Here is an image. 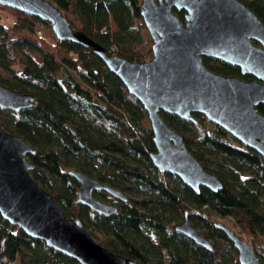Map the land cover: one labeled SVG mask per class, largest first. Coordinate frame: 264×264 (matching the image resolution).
Masks as SVG:
<instances>
[{
    "label": "trees",
    "instance_id": "obj_1",
    "mask_svg": "<svg viewBox=\"0 0 264 264\" xmlns=\"http://www.w3.org/2000/svg\"><path fill=\"white\" fill-rule=\"evenodd\" d=\"M79 31L111 55L130 62L152 58L151 39L140 16L141 0H48ZM264 25V0H238ZM181 23L184 12L174 10ZM114 49L113 51L111 49ZM204 67L221 76L240 70L203 58ZM0 84L32 95V108L0 110V125L36 150L27 156L32 175L65 217L80 220L95 242L137 264H239L237 253L213 224L230 219L234 232L248 242L264 264V162L228 133L193 115L197 124L161 114L183 136L186 149L222 183L216 194H199L152 165L155 152L149 121L139 102L91 49L58 41L50 26L0 6ZM264 116V106H258ZM75 170L121 192L138 196L126 203L102 192L94 197L117 212L102 217L79 205ZM171 178V181L169 180ZM128 197V196H127ZM211 252L175 233L184 213ZM78 264L32 240L0 217V264Z\"/></svg>",
    "mask_w": 264,
    "mask_h": 264
},
{
    "label": "water",
    "instance_id": "obj_2",
    "mask_svg": "<svg viewBox=\"0 0 264 264\" xmlns=\"http://www.w3.org/2000/svg\"><path fill=\"white\" fill-rule=\"evenodd\" d=\"M0 6L47 23L58 41L91 49L142 106L150 124L155 152L152 165L161 174L177 178L198 195L200 188L214 194L222 183L204 170L188 152L183 136L170 128L161 114L197 124L193 115L228 133L255 151L264 162V25L238 0H141L140 16L151 39L152 58L143 63L110 55L79 31L73 30L61 12L47 0H0ZM177 12H184L181 23ZM203 58L237 67L242 76L225 77L207 70ZM35 98L0 84V110L18 113L32 108ZM36 150L0 125V217L26 237L78 264H137L98 245L80 220L70 222L32 175L27 156ZM78 183L77 201L92 213L109 217L114 205L97 200L102 192L126 203L124 192L71 170ZM222 232L237 253L239 264H261L254 248L220 222ZM176 234L197 248L213 250L184 213Z\"/></svg>",
    "mask_w": 264,
    "mask_h": 264
},
{
    "label": "rangeland",
    "instance_id": "obj_3",
    "mask_svg": "<svg viewBox=\"0 0 264 264\" xmlns=\"http://www.w3.org/2000/svg\"><path fill=\"white\" fill-rule=\"evenodd\" d=\"M48 1V0H47ZM49 2V1H48ZM147 37H149L147 31L143 32L142 33V39H146ZM169 180L171 181V178H169ZM125 194L128 196V198L130 199H137L138 196L132 192H125ZM217 221L222 223L223 225H225L226 227H228L229 229H231L232 231H234V228H233V225L230 221V219L228 218H221V217H217ZM198 222V231L201 232V229L202 227L204 226L203 225V222L202 221H196ZM14 264H18V262H15Z\"/></svg>",
    "mask_w": 264,
    "mask_h": 264
},
{
    "label": "flooded vegetation",
    "instance_id": "obj_4",
    "mask_svg": "<svg viewBox=\"0 0 264 264\" xmlns=\"http://www.w3.org/2000/svg\"><path fill=\"white\" fill-rule=\"evenodd\" d=\"M188 219H189V218H188ZM191 224H192V223H191ZM192 225H193V224H192ZM196 230H197V229H196ZM197 231H198V230H197ZM198 232H199V231H198ZM199 233H201V232H199ZM203 237H204V236H203ZM209 241H210V240H209ZM210 242H211V241H210ZM164 263H166V264L168 263L166 259H165V262H164Z\"/></svg>",
    "mask_w": 264,
    "mask_h": 264
},
{
    "label": "built area",
    "instance_id": "obj_5",
    "mask_svg": "<svg viewBox=\"0 0 264 264\" xmlns=\"http://www.w3.org/2000/svg\"><path fill=\"white\" fill-rule=\"evenodd\" d=\"M112 51L114 50L113 48L111 49ZM109 54V53H108ZM111 55V54H110Z\"/></svg>",
    "mask_w": 264,
    "mask_h": 264
}]
</instances>
